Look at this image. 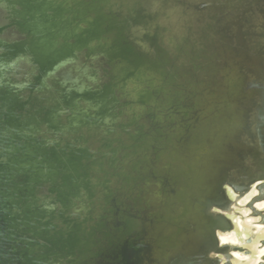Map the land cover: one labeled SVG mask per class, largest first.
Masks as SVG:
<instances>
[{
  "label": "water",
  "instance_id": "obj_1",
  "mask_svg": "<svg viewBox=\"0 0 264 264\" xmlns=\"http://www.w3.org/2000/svg\"><path fill=\"white\" fill-rule=\"evenodd\" d=\"M260 182L264 0H0V264H215Z\"/></svg>",
  "mask_w": 264,
  "mask_h": 264
},
{
  "label": "flooded vegetation",
  "instance_id": "obj_2",
  "mask_svg": "<svg viewBox=\"0 0 264 264\" xmlns=\"http://www.w3.org/2000/svg\"><path fill=\"white\" fill-rule=\"evenodd\" d=\"M226 215L215 264H264V183L255 184Z\"/></svg>",
  "mask_w": 264,
  "mask_h": 264
},
{
  "label": "bare ground",
  "instance_id": "obj_3",
  "mask_svg": "<svg viewBox=\"0 0 264 264\" xmlns=\"http://www.w3.org/2000/svg\"><path fill=\"white\" fill-rule=\"evenodd\" d=\"M224 237V236H223ZM225 239V238H224Z\"/></svg>",
  "mask_w": 264,
  "mask_h": 264
}]
</instances>
